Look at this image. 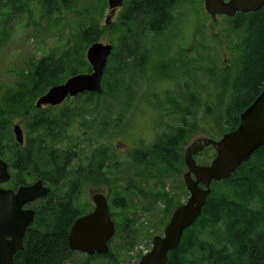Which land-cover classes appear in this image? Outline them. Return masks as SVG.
Returning <instances> with one entry per match:
<instances>
[{
  "label": "rangeland",
  "instance_id": "374dc122",
  "mask_svg": "<svg viewBox=\"0 0 264 264\" xmlns=\"http://www.w3.org/2000/svg\"><path fill=\"white\" fill-rule=\"evenodd\" d=\"M105 2L106 7L99 18L101 26L106 25L110 14L108 0ZM4 3L8 1H0V108L4 109L0 112V120L5 121V137L8 136L9 140L14 123L22 122L28 135L31 131L29 119L32 116H26V110L30 107L31 113L36 114L35 103L40 98L31 96L37 63L49 57L59 62L70 52L79 39L77 32L88 25L93 7H98L100 1L73 0L70 9L62 6L60 11L56 9L51 16H47L41 8V0H19L17 4L19 8L22 6L23 12L13 11L12 19L8 16L10 7L2 6ZM199 3H202L203 10L204 1L196 0L197 6L193 5L186 16L196 20V34L193 30L174 27L163 35L159 46H154V39L143 36L148 26L146 20L145 32L141 30L138 36L141 51L147 57L146 67H142L144 73L129 70L123 74L128 94L111 95V90H106L97 101L72 99L59 107L60 110L69 109L68 120L77 124L73 134L76 140L82 138L83 122L93 125L91 118L95 122L92 132L87 130L81 143H74L77 147L81 144L94 145L95 139L114 156L113 163H109V166L113 165L110 186L100 185L99 189L109 198L117 227L116 236L110 244L112 257L89 259L85 254L74 252L64 264H139L152 249L154 237L164 235L173 209L186 203L190 197L183 179L187 169L185 162L184 166L177 163L174 169L167 168L168 165L151 155L148 149L163 134L173 133L176 128L182 127L186 139L181 144L184 161L185 148L191 141L198 137L220 139L226 133L223 130L226 128L224 105L231 100L233 82L239 71L237 50L233 48L235 41L228 33L230 28L226 23L222 20L205 21ZM124 10L125 5L113 18L114 25L111 24L100 42L111 43L114 48L119 46L124 29L121 27L124 23L122 19L127 11ZM190 36L197 47L201 46L200 37L207 44L196 54L195 77L187 75L181 78L182 66L187 74L191 72L190 56L183 49L184 45L188 46ZM150 40L153 43L148 45ZM121 51L122 48L118 47V53ZM68 78L65 77L62 82ZM185 82L187 85L184 86ZM188 83L193 86L191 90L187 88ZM21 91L24 94L23 105L11 100L7 102L15 93L20 96ZM189 94H192L190 99ZM12 99L15 100V97ZM195 103L199 105L196 107ZM94 104L100 107L94 111L98 114L92 112ZM10 105H16V108ZM63 126L68 131L69 123L63 121ZM74 144L63 138L57 148ZM87 147L88 150L80 152L85 157L90 156L94 149V146ZM135 154L139 159H135ZM215 156L216 151L210 147L195 158L199 164H209ZM215 194L230 195V190L220 184L215 188Z\"/></svg>",
  "mask_w": 264,
  "mask_h": 264
},
{
  "label": "trees",
  "instance_id": "16d2710c",
  "mask_svg": "<svg viewBox=\"0 0 264 264\" xmlns=\"http://www.w3.org/2000/svg\"><path fill=\"white\" fill-rule=\"evenodd\" d=\"M99 1V6L93 7V16L91 14L88 25L77 32L76 36L79 39L70 52L68 51L59 62L49 57L37 63L33 78L35 80L34 90L31 94L33 98L42 96L50 85L64 81L65 77L92 71V67L87 64L85 59L86 50L93 43L100 41L104 33L111 28V24L100 25L99 18L106 7V2L105 0ZM153 1V4L157 5L159 9L166 11L171 0ZM17 2L19 0H9L8 3L2 4V6L10 7L9 19L14 16L13 11L23 12L21 11L22 6L19 8ZM72 2L73 0H41V8L44 15L51 16L56 9L60 11L62 6L70 9ZM147 6L146 0H126L124 11L127 10L128 14L127 16L123 15L124 23L121 27L124 29L118 46L119 49L122 48V51L118 53V47L115 46L103 78V91L100 94L92 93L86 102L94 100L95 97H101L106 90L107 92L111 90V95L113 93L128 94L126 91L128 87L125 88L127 82L123 79L126 72L130 70L144 73L142 67H146L147 57L141 51L138 36L146 24L144 13ZM159 13L161 11L152 14V18L156 22L161 17L162 21L160 20L159 24L163 22L166 28V19H164L166 17ZM250 17L249 32L251 37L246 48V70L242 71L233 82L231 100L224 105L225 115L223 118L226 117L224 120L226 128L223 130L225 132L237 128L241 112L255 100L264 88V82L262 83L264 75V10ZM156 18L158 19L156 20ZM121 75L123 76L120 77ZM258 82L263 86L258 88ZM22 93L23 91L19 98L14 100L21 105H23L24 98ZM195 105L197 107L199 103H195ZM1 110L2 108H0V112ZM76 113L75 111L74 114ZM64 115L65 113H62V115H53L47 118L41 117V114L36 115V125L33 129L36 130V137L39 139L37 150L20 152L21 172H25V175L22 174L21 177L26 178V183L40 177L39 172L43 173L42 176L45 179L44 173L47 168L55 164L56 167H60L68 152L74 153V155L78 154L72 152V147L69 149L56 148L59 141L63 142L67 133V128L63 126ZM1 122L2 120H0V134L4 127L1 126ZM181 128H176L173 133L163 134L148 149L151 155L167 164V168L174 169L175 165L177 167V163L184 166L181 144L185 143L186 139H184L185 130ZM5 130L3 136H5ZM79 154L81 153L79 152ZM85 159H89L92 164L94 161L99 164V184L110 186L106 182V178L112 177L113 165L109 166V163L111 161L113 163L114 156L110 155L107 147L101 144L94 152L92 150L90 156ZM135 159H139L137 154H135ZM89 174L91 173L85 176V184L92 182L98 185L94 182L93 174L91 177ZM220 184L230 190V195L216 196L215 188ZM51 186L56 187L52 191L59 192V196L66 191L77 193L81 187L74 181L69 184L67 189L65 183ZM255 203L259 206H250ZM55 210L57 212L55 211L52 216L47 214L44 209L39 211L35 223L27 231L25 249L15 256V264H64L71 259L74 252L67 246L68 226L60 215L64 208ZM256 239H259L260 242ZM112 255L111 250L109 255L99 257L110 258ZM93 258L89 257V259ZM168 264H264V147L256 151L251 159L245 162L231 178L213 183L212 193L201 216L193 226L184 232L180 246L169 253Z\"/></svg>",
  "mask_w": 264,
  "mask_h": 264
},
{
  "label": "water",
  "instance_id": "95a60500",
  "mask_svg": "<svg viewBox=\"0 0 264 264\" xmlns=\"http://www.w3.org/2000/svg\"><path fill=\"white\" fill-rule=\"evenodd\" d=\"M125 0H108L110 14L106 18L109 25L118 8ZM264 6V0H205L206 10L213 16L226 14L234 16L238 11L256 12ZM113 44L95 42L87 50V60L92 66L90 73L71 76L65 83L52 86L37 100V107L60 105L68 97H76L85 92L101 93L105 71L112 55ZM16 140L23 144L24 135L20 125H15ZM213 147L216 156L209 164H198L195 156L208 147ZM264 147V89L254 102L240 115L237 129L228 132L221 139L198 137L191 141L184 152L187 167L183 179L190 193L186 203L177 206L165 227L164 235H157L152 249L139 264H168L169 253L177 249L184 232L193 226L212 192L213 181L231 178L251 156ZM10 179L8 163L0 158V183ZM50 189L41 180L21 185L17 192L0 187V264H15V255L25 249L27 229L34 221L35 211L26 209L28 203L45 197ZM96 209L93 213L76 220L69 235V248L89 256L107 255L109 243L116 234V225L110 216L109 203L104 193L93 196Z\"/></svg>",
  "mask_w": 264,
  "mask_h": 264
},
{
  "label": "flooded vegetation",
  "instance_id": "af4514ba",
  "mask_svg": "<svg viewBox=\"0 0 264 264\" xmlns=\"http://www.w3.org/2000/svg\"><path fill=\"white\" fill-rule=\"evenodd\" d=\"M7 1H9V0H7ZM203 1H204L203 10L201 8L202 3H199L198 5L201 8V11H204L205 21L206 20H210V21L212 20L213 22H217V21L222 20L230 28V30H228V33H230V35H232V39L235 41L233 44L234 50L235 51L237 50V56L236 57L238 58V65H239L238 66L239 71L236 75V78H237L238 75L242 71L246 70V62H245L246 48L248 46V43H249L250 37H251V34L249 32V24H250V20H251L250 16L263 11L264 6L259 11H256V12L247 13V12L238 11L234 14V16H228L226 14H219V13L217 15L213 16L212 14H210L206 10L205 0H203ZM153 2H154L153 0H146V4L148 6L145 10L144 16H145L146 20L148 21V26L146 28V33L144 34V36L147 37L146 39H150V38H152V40L154 39V42H155L154 46L155 45L159 46L162 43L163 35H166V33L169 30L173 29L174 27H181L184 31L187 29L193 30V31H195V34H196V27H197L196 20L192 21L191 17H186L189 15L193 5L197 6L196 0H194V1L193 0H176V1L171 0L168 7L166 8V11L164 9H159L157 7V5L153 4ZM224 2L229 3L230 0H224ZM156 3H159V2H156ZM150 5H151V7H150ZM121 9L122 8L117 9L114 18L117 16V14L119 12H121ZM158 11H161V13H159V14H161V15L164 14L166 17V18H164V19H166V25H167L166 28L164 27L163 22L159 24L160 20L162 21L161 17L156 22L152 18V14H154L155 12H158ZM125 14L127 16L128 11ZM157 19L158 18H156V20ZM156 30H157V32H156ZM236 37H237V39L235 40ZM200 39H199L201 41L200 47H197L196 42L192 39V36H190V41H189L188 46H186V45L183 46L185 53H188L190 56L189 57V66L191 68L192 74L190 75L191 72L189 74H187V72L184 70V67L182 66L181 78L183 76H187V75H189V78L195 77L196 54L198 51L202 50L204 45L207 44V43L203 42L202 37H200ZM152 40H150V44H148V45H151L153 43ZM204 40H206V37L204 38ZM202 42H203V44H202ZM154 46L152 47L153 51H154ZM236 78H235V80H236ZM262 79H263V81H262V83H263L264 82V75L262 76ZM62 83H65V82H58L57 84H62ZM57 84H52L49 86V88H51L52 86L57 85ZM192 84L194 85V82ZM261 84L258 82L257 87L260 88V86H263ZM183 85L185 86V85H187V83L185 82ZM187 88H188V90H191L193 88L191 83H188ZM92 93L93 94L94 93L100 94L97 92H85V93L79 94L76 97H68L60 105H56V106L45 105V106H42L41 108L37 107V102H36L35 103L36 114L35 113L32 114L31 113L32 108L28 107V110H26V113H27L26 116H28V117L32 116V118L29 119V122H31V128H30L31 131H30L29 135L26 133L25 129L22 127V122L14 123L12 130H11L12 131V138L8 140L7 139L8 136L5 138V136H6V130H5L6 128H5V124H4L5 121L2 120L1 126H4V127L2 128V132L0 134V158L8 163V171L10 174V179L6 182H1L0 183L1 188L11 189L14 192H17L18 188L21 185H27L28 184L25 182L26 178L21 177L22 174L25 175V172H21V164L22 163L20 160V157H21L20 152L23 150H30V151L31 150H33V151L37 150V141L39 139L36 137V130L33 129L36 125V118H35L36 115L41 114V117L47 118V117H50L53 115L57 116V115H62V113H65V115H64L65 116V122H68L69 126H68V131H67L64 139L68 140L69 142H72L73 144L74 143H81L80 141H82V139H84V137H85L84 132H87V130L90 133L92 132L91 129L94 127L93 125L95 124V122H94V120L92 121V118H91L90 120H91L93 125H91L90 122L88 123V121L83 122L81 125L82 131H83V135L81 136L82 138L79 140H76L74 138L73 134L76 132L75 130L77 129V124L73 123L72 120L71 121L68 120L67 113L69 112V109H66V108H61V110L59 109V107L64 105V103L67 100H72V99L88 100ZM12 97H15V99H17V98H19V94L15 93V95H12L11 98H9L7 100V102L9 100L14 101L12 99ZM191 97H192V94H189L188 98L190 99ZM94 99L97 101V100H99V97H95ZM11 105H14V104H11ZM11 105H10V107H11ZM14 108H16V107H14ZM99 109H100V107H98V105L94 104L92 112H94L95 110H99ZM55 110H59L60 112L59 111L55 112ZM1 111H4V109H2ZM45 113H46V115H45ZM94 113H97V112H94ZM239 120H240V118H239ZM239 123H240V121H239ZM15 125H20V127L22 128L23 135H24L23 144L19 143L16 140V136L14 133ZM4 130H5V136H3ZM70 130L72 132H70ZM86 135L88 136V134H86ZM109 137H112V136L110 135ZM93 140H94V145L81 144V146H78V147L70 145V147H72V149H73L72 152H77L78 153L77 155L76 154L74 155V153L68 152L66 154L65 161L62 163V165L60 167H56L55 166L56 164L53 165L52 167H48L44 173L45 179L42 176L43 173L39 172V175H41V176L36 178L35 180L31 181V183H30V184H32V183H35V182L41 180L43 182V185L50 189V192L45 197L38 198L35 201L28 203L25 206L26 209L30 208V209H33L35 211L34 221L30 225V227L35 223L37 216H38V213L41 209H44V211L47 212V214L52 216L54 214V212L56 211L55 209L64 208V211H61L60 215H61V217H63L64 223L68 226V234H67L68 235L67 236L68 248H69L70 230H71V227L76 222V220L83 217V216H86L88 214L93 213L96 209V203L93 199L94 194L104 193L106 195V197L108 198L107 194L105 192H103V190L99 189L100 188L99 164L96 163L95 161L92 164L89 159H85L84 155L81 156V154H79V152H81V151L88 150L87 146H90V147L94 146L93 152H94V150L99 148V146L101 144L98 142V140L97 141H95V139H93ZM70 147H63L62 146V148H60V149H69ZM56 148H57V146H56ZM31 158H32V156L30 157V159ZM14 160H15V162H14ZM86 167H87V170H85ZM35 173H37L36 170H35ZM88 173L93 174L92 177L94 179V182H96L98 185H96L92 182L91 183L88 182L85 184V176L88 175ZM91 174H89L90 177H91ZM111 180H112V177L108 178V179L106 178V182H108V184H110ZM73 181L75 183H79L81 185V187H80V189H78L77 193L72 192V191H69V192L66 191L62 195L59 196V194H58L59 192H53L52 191L56 187L54 186V188H53L51 185H59V184L65 183L67 185V187H66V189H67L69 184H71ZM87 191H88V193L86 194ZM86 195H87V197H86ZM108 200H109V198H108ZM250 206L258 207L259 204L255 203V204H251ZM111 207L109 206L110 216H111L112 220L114 221V223L116 224L115 213ZM171 216H172V213L170 215V219H171ZM28 229H27V231H28ZM26 234H27V232H26ZM25 238H26V236H25ZM256 240L259 241V239H256ZM24 242H25V240H24ZM110 244H111V242L109 243V245Z\"/></svg>",
  "mask_w": 264,
  "mask_h": 264
}]
</instances>
